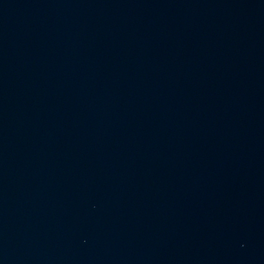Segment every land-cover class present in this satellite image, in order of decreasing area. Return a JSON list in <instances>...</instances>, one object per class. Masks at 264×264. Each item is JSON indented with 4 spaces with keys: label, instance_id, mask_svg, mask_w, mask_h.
Masks as SVG:
<instances>
[{
    "label": "water",
    "instance_id": "obj_1",
    "mask_svg": "<svg viewBox=\"0 0 264 264\" xmlns=\"http://www.w3.org/2000/svg\"><path fill=\"white\" fill-rule=\"evenodd\" d=\"M0 264H260L136 0H0Z\"/></svg>",
    "mask_w": 264,
    "mask_h": 264
}]
</instances>
